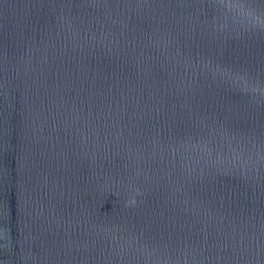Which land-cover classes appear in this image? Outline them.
Here are the masks:
<instances>
[{"label": "water", "instance_id": "95a60500", "mask_svg": "<svg viewBox=\"0 0 264 264\" xmlns=\"http://www.w3.org/2000/svg\"><path fill=\"white\" fill-rule=\"evenodd\" d=\"M0 264H264V0H0Z\"/></svg>", "mask_w": 264, "mask_h": 264}]
</instances>
